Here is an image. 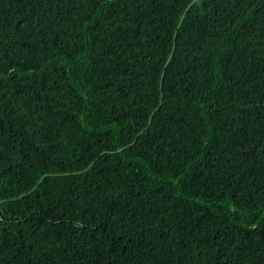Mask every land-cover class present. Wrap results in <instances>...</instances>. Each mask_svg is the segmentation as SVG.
<instances>
[{"label": "trees", "instance_id": "trees-1", "mask_svg": "<svg viewBox=\"0 0 264 264\" xmlns=\"http://www.w3.org/2000/svg\"><path fill=\"white\" fill-rule=\"evenodd\" d=\"M0 264H264V0H0Z\"/></svg>", "mask_w": 264, "mask_h": 264}]
</instances>
